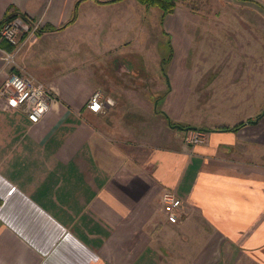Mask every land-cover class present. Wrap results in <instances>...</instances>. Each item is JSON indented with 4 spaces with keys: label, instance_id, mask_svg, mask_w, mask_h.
<instances>
[{
    "label": "crops",
    "instance_id": "obj_1",
    "mask_svg": "<svg viewBox=\"0 0 264 264\" xmlns=\"http://www.w3.org/2000/svg\"><path fill=\"white\" fill-rule=\"evenodd\" d=\"M215 1L208 6L214 13L264 11V0ZM153 7L0 0V23L12 11L42 20V31L19 48L0 38V89L22 72L55 96L38 123L0 98V264H264L260 83L244 82L228 59L186 65L202 10L182 2L163 12L161 24L175 51L181 38L187 50L149 59L146 13ZM133 31L142 43L128 40ZM6 52L14 63L6 64ZM97 90L106 101L100 112L88 104ZM217 109L215 121L198 123L190 111ZM192 128L206 130L207 142L187 143ZM170 190L185 201L180 223L162 209Z\"/></svg>",
    "mask_w": 264,
    "mask_h": 264
},
{
    "label": "rangeland",
    "instance_id": "obj_2",
    "mask_svg": "<svg viewBox=\"0 0 264 264\" xmlns=\"http://www.w3.org/2000/svg\"><path fill=\"white\" fill-rule=\"evenodd\" d=\"M182 3L189 9L193 10L194 7H196L197 9L202 10L195 12L197 14V18H200V15L202 16V22H200V24H202L199 25L196 30H193V45L190 54H188L189 49L187 50L188 44H183V41L186 40H184V38H181L178 50L177 52L175 51L171 40L173 38L172 34L163 31V26L161 24V18L164 11L160 7L155 6L151 10L147 9L146 13V20L149 23V29L147 30L149 35L146 41L148 42L147 47L150 51L147 55L148 58L154 59L155 56H158L159 59L161 58L160 60L164 61V59L170 56H183L181 52L183 50H187L184 56H190V58L189 60H186L185 63L187 66L189 65L188 67L191 69H194L195 64L198 63L201 57L204 56V59L206 57H211L216 60H219V58L228 59L229 66H231V68L238 66V71L242 72L244 82L254 81L255 83L256 80L259 81L260 84H258L256 89V95L258 97V115L264 113V11L259 12V14H242L241 12H234L236 11L232 10L234 6H229L225 10L226 12L221 13L215 11L216 13H214L209 10L208 6L214 3L220 4L219 1L184 0ZM242 17L249 21V24L245 27L241 24L242 22L240 19H242ZM258 17L259 20L257 21ZM254 21L259 23L257 28L254 25ZM186 30L190 31L188 28ZM138 33V31H133L131 37H128V40L135 37V40L138 39L139 42L142 43L138 37ZM253 35H255V38H253ZM238 41H241V43ZM137 43L138 42L135 43L137 46H133L140 47V43ZM183 45L185 46L183 47ZM154 50H157L158 54H155ZM218 60L216 62H219ZM200 64L206 65L205 60H201ZM257 65L258 68L256 69ZM246 71H250V78L246 76ZM202 73L204 72H200L198 75L200 78ZM212 74L213 72H211V75ZM208 76H210V73L205 74L202 81L204 82ZM200 86L201 92L203 87L202 85ZM168 92L167 88L166 93ZM223 95L224 94L221 92L215 94V96H218L219 99L223 98ZM199 96L202 104H204V93H200ZM190 111L195 113L194 119L196 123H198L197 121H200L201 118L215 121L216 117H218V114L220 113V110L218 109L213 112H209V110ZM221 113V115H225L224 110H222Z\"/></svg>",
    "mask_w": 264,
    "mask_h": 264
},
{
    "label": "built area",
    "instance_id": "obj_3",
    "mask_svg": "<svg viewBox=\"0 0 264 264\" xmlns=\"http://www.w3.org/2000/svg\"><path fill=\"white\" fill-rule=\"evenodd\" d=\"M42 20L32 22L21 16L8 19L0 29L1 39H5L19 48L23 41L35 35L41 29ZM6 64L15 62V54L6 52ZM54 94L51 88L37 81L34 77L22 72H12L0 89V98L14 107L24 108L32 122H40L52 108ZM104 93L97 90L89 100V107L100 112L105 108ZM186 142L191 145L204 144L208 140V132L202 128L189 129ZM162 209L169 222L180 223L184 216L185 201L175 191H166L162 197Z\"/></svg>",
    "mask_w": 264,
    "mask_h": 264
},
{
    "label": "trees",
    "instance_id": "obj_4",
    "mask_svg": "<svg viewBox=\"0 0 264 264\" xmlns=\"http://www.w3.org/2000/svg\"><path fill=\"white\" fill-rule=\"evenodd\" d=\"M116 1V0H113ZM141 3L147 5V6H158L160 7L163 11H164V17L168 14V13H173L175 12V10L177 9L178 5L180 2L184 1V0H139ZM79 5V4H78ZM77 5V8H78ZM17 16H21L23 19L25 20H30L24 13H19L18 11H12L10 14L7 15V17L0 23V29L3 26L4 22L8 19L17 17ZM41 30H39V32H41ZM1 38V37H0ZM5 40V39H3ZM7 41V40H6ZM10 43V42H9ZM11 49L15 48V46L13 44H11ZM172 56H170L171 58ZM263 114H261L260 117H262ZM242 125H244V123L238 125L236 128H240Z\"/></svg>",
    "mask_w": 264,
    "mask_h": 264
},
{
    "label": "water",
    "instance_id": "obj_5",
    "mask_svg": "<svg viewBox=\"0 0 264 264\" xmlns=\"http://www.w3.org/2000/svg\"><path fill=\"white\" fill-rule=\"evenodd\" d=\"M258 121V118L256 120H254L253 122H257Z\"/></svg>",
    "mask_w": 264,
    "mask_h": 264
}]
</instances>
